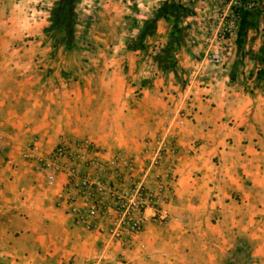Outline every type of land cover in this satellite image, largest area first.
<instances>
[{"label": "crops", "instance_id": "obj_1", "mask_svg": "<svg viewBox=\"0 0 264 264\" xmlns=\"http://www.w3.org/2000/svg\"><path fill=\"white\" fill-rule=\"evenodd\" d=\"M54 1L0 0V264H95L103 252V238L67 214L65 179L47 186L31 147L45 158L61 141L88 139L105 159L131 155L180 112L169 221L147 217L107 259L216 264L219 244L237 241L264 264V0L242 9L226 42L215 39L213 0H157L139 14L135 0H81L91 14L83 62L54 44ZM154 13L153 35L132 49ZM184 242L206 259L184 258Z\"/></svg>", "mask_w": 264, "mask_h": 264}, {"label": "built area", "instance_id": "obj_2", "mask_svg": "<svg viewBox=\"0 0 264 264\" xmlns=\"http://www.w3.org/2000/svg\"><path fill=\"white\" fill-rule=\"evenodd\" d=\"M213 1L219 20L217 42H226L235 34L242 9L256 6L253 0ZM222 58L217 49L208 61L219 65ZM183 119L184 114L178 113L165 135L131 155L116 152L105 159L88 139L61 141L45 158H39L31 147L28 158L37 161L47 186L59 177L65 179L63 193L73 224L103 238V252L95 264H111L107 255L115 245L128 249L143 231L147 217L160 224L169 220L167 207L173 197L178 160V147L169 134Z\"/></svg>", "mask_w": 264, "mask_h": 264}, {"label": "rangeland", "instance_id": "obj_3", "mask_svg": "<svg viewBox=\"0 0 264 264\" xmlns=\"http://www.w3.org/2000/svg\"><path fill=\"white\" fill-rule=\"evenodd\" d=\"M61 0H55L54 3L51 5L52 10L55 11L57 4ZM157 0H135V6L137 8L138 14L141 13L142 10L148 8V3L154 5ZM81 0H71V16H68L63 23L68 27V35H67V44H61L58 42V39L55 41V46L58 47L63 51H67L70 55L74 56L73 59L75 62H83V55L84 51L90 50V43L84 37V33L90 27L91 23V14L90 10L88 14L82 12L80 8ZM68 3V1H67ZM70 3V2H69ZM141 16V14H140ZM142 25V24H141ZM141 25L137 26V29L141 28ZM59 29H55V33H57ZM137 37V36H136ZM76 53V54H75ZM149 141H146L148 143ZM143 149V148H142ZM31 150V148H30ZM29 157V156H28ZM30 159V158H28ZM31 160V159H30ZM171 203V202H170ZM169 206V205H168ZM168 208V207H167ZM169 221V220H168ZM167 221V222H168ZM166 222V223H167ZM157 223V222H155ZM160 224V223H157ZM165 224V223H161ZM187 249L184 250V258L190 259L191 255H198L200 259H206L208 251H190L189 244L184 242ZM186 254V255H185ZM216 256V264H253V258L250 251V246L248 244H244L239 246V243L231 241L229 244L224 245L222 242L216 248L215 252Z\"/></svg>", "mask_w": 264, "mask_h": 264}, {"label": "trees", "instance_id": "obj_4", "mask_svg": "<svg viewBox=\"0 0 264 264\" xmlns=\"http://www.w3.org/2000/svg\"><path fill=\"white\" fill-rule=\"evenodd\" d=\"M68 1V3H67ZM70 2V3H69ZM155 16L153 15L152 18L147 19L146 21L143 22L141 25V28L138 29V35L135 39H133L130 43V47L132 49H140L142 47V43L145 40L146 37H149L153 35L154 33V28H155V21L154 17H158L156 13H154ZM71 16V0H61L52 14V19H53V28H52V33L54 32V37L56 39H60L61 44H67V35L69 33L68 27L63 23L65 19ZM67 20V19H66ZM58 28L59 30L57 33H55V29ZM158 58L157 57H152L154 61H156Z\"/></svg>", "mask_w": 264, "mask_h": 264}]
</instances>
